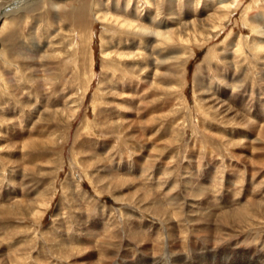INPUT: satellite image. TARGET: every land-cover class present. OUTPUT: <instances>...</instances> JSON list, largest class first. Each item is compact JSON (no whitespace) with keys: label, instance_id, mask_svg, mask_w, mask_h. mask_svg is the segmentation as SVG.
Wrapping results in <instances>:
<instances>
[{"label":"rangeland","instance_id":"obj_1","mask_svg":"<svg viewBox=\"0 0 264 264\" xmlns=\"http://www.w3.org/2000/svg\"><path fill=\"white\" fill-rule=\"evenodd\" d=\"M0 16V264H264V0Z\"/></svg>","mask_w":264,"mask_h":264},{"label":"bare ground","instance_id":"obj_2","mask_svg":"<svg viewBox=\"0 0 264 264\" xmlns=\"http://www.w3.org/2000/svg\"><path fill=\"white\" fill-rule=\"evenodd\" d=\"M85 1L80 3V6L78 8H75V10H72L69 12V18L71 23H73L75 26L79 27V32L82 35L84 30L88 31V22H87V10L85 6ZM89 11V10H88ZM3 16V15H1ZM0 16V17H1ZM67 17V16H66ZM15 20V19H14ZM90 20V19H88ZM67 21V20H66ZM15 22V21H14ZM69 22V21H68ZM67 22V23H68ZM16 23V22H15ZM13 23L12 25H14ZM125 24V23H124ZM18 25V24H17ZM123 26V25H122ZM131 26V25H130ZM15 29V28H14ZM132 30V29H131ZM129 32V31H128ZM13 35V34H12ZM137 35V34H136ZM11 42V41H10ZM8 44V43H7ZM16 45V44H15ZM11 47V46H10ZM11 49V48H10ZM8 50V49H7ZM14 50V49H13ZM11 54V53H10ZM232 216V215H231ZM249 216V215H248ZM237 218V217H236ZM231 221V220H230ZM16 262V261H15ZM258 262H254L253 264H258Z\"/></svg>","mask_w":264,"mask_h":264}]
</instances>
